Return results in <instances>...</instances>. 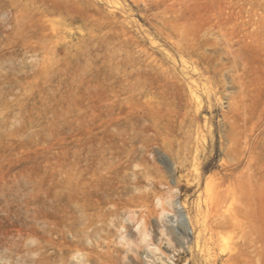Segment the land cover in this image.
Listing matches in <instances>:
<instances>
[{
    "label": "rangeland",
    "instance_id": "obj_1",
    "mask_svg": "<svg viewBox=\"0 0 264 264\" xmlns=\"http://www.w3.org/2000/svg\"><path fill=\"white\" fill-rule=\"evenodd\" d=\"M177 21L197 45L215 38L206 53L215 69L224 66L226 94L208 95L215 79L198 82L200 112L190 74L167 58L175 52L161 28ZM43 32L86 38L62 77L41 70L42 52L21 47ZM65 49L50 54L56 65ZM196 60L185 58L189 67ZM234 62L243 91L232 112ZM162 66L175 74L166 87ZM198 146L204 165L196 170ZM104 147H125L135 162L89 189L92 218L66 189L54 202L49 177L44 207L43 161L62 157L60 149L87 158L92 148L99 165ZM248 154L247 177L231 174ZM45 211L90 236L87 262L68 250L57 264H264V0H0V264H35L40 256L28 249L39 243Z\"/></svg>",
    "mask_w": 264,
    "mask_h": 264
},
{
    "label": "bare ground",
    "instance_id": "obj_2",
    "mask_svg": "<svg viewBox=\"0 0 264 264\" xmlns=\"http://www.w3.org/2000/svg\"><path fill=\"white\" fill-rule=\"evenodd\" d=\"M161 31L166 44L169 45V47L175 52V54L169 55L167 58H169V60H171L175 64L179 63V60H181L180 66H182L181 67L182 71L187 74H190V79H188V81L190 83V87L193 92V95L197 101L196 108L197 110H199L198 112H200L202 108L201 107L202 102L201 103L199 102L200 99L199 91H201V87L198 84L199 81L204 80L205 83L212 84L211 82L212 79H215L216 82L215 87L212 85V91H208V95H210L211 93L217 95L218 93L216 90L221 87L223 88L222 90H225L224 93L225 94L227 93L226 92L227 89L225 88L224 85L225 79H223V75H222L223 71H221L224 69V66L222 67L223 69L220 68L221 70L215 69L211 64L212 62L210 63L211 60L208 58L206 53V50L216 45L215 38H213L212 41L208 39L207 43L197 45L189 37L187 29L184 26V24L180 23L179 21L174 23V26H172L171 30H166L165 28L162 27ZM54 37H52L50 33L45 34V32H43L42 37L35 36L28 40L23 41L21 47L34 54L42 52L43 57L42 60L39 61V67L41 68V70L46 72L47 74H50V72L51 73L58 72L57 73L58 76L62 77L63 72H65V69L72 66L74 59H76L77 56L81 53L82 48H84V45H86L87 42L84 36H82V38L81 37L79 38L70 35L64 37L63 39L60 37L61 39L58 38L59 40L53 39ZM59 45H63L66 49L62 57H59L60 59H58L59 61L57 63H59V65H56L55 64L56 61L52 59L53 57L50 58V54L58 55L59 53H61L58 51ZM186 57L197 59L192 67L188 66L189 63L185 61ZM54 64L56 68L50 69ZM238 66H239L238 62L233 63V67H235L236 70L235 69L234 70L236 73L233 72L234 74L232 75L231 78H229L231 80L230 86L232 84L231 86L232 90L229 89L230 90L229 93H231V91H235V92L238 91L236 92V94L234 93V95H232L231 97H229L230 95L228 96L231 99L229 109L232 112H234L235 109L239 107L238 99L242 98L241 96L243 91V82L242 79L240 78L241 75L239 74L240 71L238 69ZM160 72H161V76H163L165 80L164 81L162 78V80L165 83V87L167 84L168 86L170 83L173 84L175 80V74L173 73V71L169 69H165L162 66ZM203 90L205 89L203 88ZM113 91H115V89ZM117 91L118 89L116 90V92ZM119 93L120 92H118L117 95H119ZM230 110L228 111L229 112L228 114L231 113ZM225 117H228V115L226 116L225 114ZM189 135L190 134L188 132L183 133V137L186 136L188 137ZM155 138L157 141L161 140L163 146L165 147L172 146L170 137L164 136L161 138L160 132H156ZM180 146L181 147L178 150V155L180 157V165L182 167L183 166L186 167L188 164L187 151L182 144H180ZM108 148L109 147L102 148L101 150L103 154L101 157L102 161L101 164L99 165H97L98 163L96 162V160H100V158L96 159V154H95V152L97 153L99 150L94 149L93 151L91 150L92 148H90V151L89 150L87 151L88 153L91 152L92 156L87 158L84 156L82 157L83 153L80 150L74 151L73 153L74 156L72 157L66 156V154L68 155V153H66L63 149L58 150L61 154H63L62 157L59 158L55 157L53 160H49V158H46L43 161V173L45 180L41 185L42 186L41 191L42 193H44L42 198L44 207L47 204L46 198L48 197L46 196L48 195L47 194L48 184L46 178L49 177L51 178L49 179V181L51 180V185L49 189H51L52 191V200L54 202L59 203L58 202L59 198H61V193L59 191L61 189L63 190L66 189V191L69 192V196L67 195L68 198L70 199L69 203L73 204L75 206V209L79 208L80 209L79 211L84 214L86 219L92 218V214L89 212L91 208L88 207V202H87L88 201L87 194L89 189L92 188L94 185L100 187L104 183H107L106 182L107 180H110L111 178H115L114 175L116 174L121 175V172L128 171L130 168H132L135 162L132 158V154L127 153L126 150H124L125 147H118L116 150L111 149L112 151ZM200 154L201 153L199 151V146H198L195 152V156L193 157V163H192L193 166L196 168V170L200 169L201 168L200 166L204 165V161H202L203 158H201ZM248 155H247L248 157L246 156L245 158L238 157L237 162L233 166L230 165V169L228 171L231 174H235V175L240 173V175H242L243 178L245 176L247 177L250 169L252 170V166L250 164L251 154ZM243 170L244 173L241 172ZM134 175L135 177L140 178L141 176L146 177L147 173L144 171L139 172L135 170ZM247 180L248 179H246V181ZM139 182L140 183L137 184L138 188L141 185V181ZM160 183L164 185L163 180ZM64 193L62 192V196ZM159 204L161 205L160 201ZM45 212H44V220L42 222L43 225H41L40 227L41 237L39 238V243L36 248L28 249L29 253L37 252L38 255L40 256L38 260L33 262L35 264H57L58 262L57 260L61 256H62L61 258H63L62 261L64 260L66 261L67 254H65V252L68 250H70L73 253L74 258L77 259L78 261L87 262L91 258V254H82V253L88 250V247L85 244V240H87L90 237L88 230L87 229L81 231H74L72 229L65 230L60 226V222L57 217L58 213L56 214L57 211L54 212L52 216L49 215L47 212L46 213ZM200 216H202L200 212L197 213L196 216L197 225L202 223V218H200ZM52 218L55 219L52 220ZM28 238H30V236ZM71 238L73 239L72 241H70ZM144 240L145 241L147 240L146 234H144Z\"/></svg>",
    "mask_w": 264,
    "mask_h": 264
}]
</instances>
